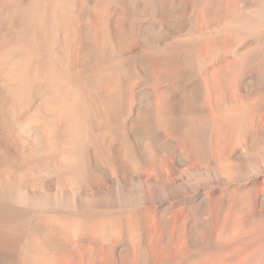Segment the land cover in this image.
I'll return each instance as SVG.
<instances>
[{"label":"bare ground","instance_id":"1","mask_svg":"<svg viewBox=\"0 0 264 264\" xmlns=\"http://www.w3.org/2000/svg\"><path fill=\"white\" fill-rule=\"evenodd\" d=\"M144 1L0 0V264H264V235L226 236L221 188L224 174L244 178L234 190L263 203L264 110H245L236 126L217 119L166 155L139 130L153 110L171 129L174 89L137 86L120 117L127 78L146 62L117 60L109 15ZM208 3L239 39L219 82L209 80L228 94L233 75L243 92L264 94V0ZM134 27L149 44L155 27ZM187 86L181 100L194 101ZM213 140L218 153L233 147L235 162L210 173ZM157 205L171 217L156 218Z\"/></svg>","mask_w":264,"mask_h":264},{"label":"rangeland","instance_id":"2","mask_svg":"<svg viewBox=\"0 0 264 264\" xmlns=\"http://www.w3.org/2000/svg\"><path fill=\"white\" fill-rule=\"evenodd\" d=\"M142 4L143 6L139 8L142 10L139 12L138 9L140 16L138 12H135L136 9L132 8L131 11V4H129V2H127L125 6L124 4L122 6V4L116 3L114 6H120L117 7V9H120H118V11L116 8L114 9V7H112L109 20L111 25L114 26H112V28L118 33L120 32L115 40V45H117L115 49L120 55L116 56L117 60L139 58L144 63L146 62V64H144V69L134 64L132 73L127 78L126 109L122 111L120 117L122 119L128 117L132 104V96L135 91L134 88H137V86L142 88L147 87L149 89L152 88V90L157 86L161 87V89L170 88L172 91L174 89L172 98L175 97V99H173L174 101L172 100V104L176 101L174 103V105H176H172L173 110L168 114L166 122L171 129L166 131V125L163 124L164 122L161 123L162 117L160 116L158 119V112L153 110L148 113L149 122L147 126L145 125L146 127H142L139 130V133L148 139V142L149 140L152 142L154 148H159L162 154L166 155L168 153L166 150L169 151L171 145V147L177 146V141L182 137L189 140L192 139L191 136H193V134L197 135L198 132L202 130L206 133H210L212 130L214 131V124L211 123H215L218 121L217 119L223 118L222 121H225L224 123H226V121L229 124L233 122L232 124L236 126L244 120L243 115L247 114L245 110L248 111L250 108L254 107L264 110V94H256L251 89L244 90V92L243 89H241V91V87L235 83L233 75L230 80L231 82L233 80L235 84L233 83L231 88L227 89L229 90V95L226 93V90L220 87L222 91L224 90L223 92L226 94L227 98L229 97V100L224 99L226 98L225 94L223 93L225 97L221 95L222 91L220 90V93L217 85H214L216 81L219 82L216 78H219L218 75L221 76L220 71L225 61H234L236 56L233 54L232 57V49L239 42L237 35L231 28V19L226 17L227 14H220V12L211 14L212 11H209L211 6H209L208 0H146ZM133 9L135 11H133ZM141 22H144L146 27L151 24L156 29L152 34V40L149 44L140 43V37L135 29L136 27H134L135 24ZM170 26H172V28ZM123 28L125 29L123 30ZM121 33H123V35ZM218 46L221 48L217 49ZM229 50L231 55L228 53ZM169 75L170 77H168ZM214 76H217L214 79L215 82L211 81ZM172 78L173 80H171ZM209 78L211 80H209ZM165 79L168 84L166 82L164 84ZM179 80L181 81L179 82ZM212 83L218 89L214 88L213 85H211ZM187 85L190 86V89ZM186 86L189 92L192 94L196 93L193 95L195 102L191 101L192 104L189 100L183 101V98L181 100L179 92ZM179 88L181 89L180 91ZM211 88L212 91L210 90ZM216 90L218 92H216ZM200 93H202V97ZM215 93H217V97ZM241 93H243V95ZM213 94H215L216 98ZM218 96H220V98ZM195 98H197V100ZM205 99L207 101H205ZM200 100L202 102L205 101V103L203 102L202 105H199L201 104L199 103L201 102ZM177 106L180 109L174 108ZM181 106L183 107L181 108ZM198 106H201V108ZM227 108L229 110H227ZM228 113H232V116L230 117ZM160 123L163 126L160 125ZM173 125L176 127L175 131L172 129ZM209 129L210 131H208ZM156 131L160 133V136L162 135V138L156 134ZM171 140L174 141L172 142ZM215 143L216 141L213 140L211 151L209 153L206 151V154L210 158L212 157V160L207 162L208 165L206 164L205 166L206 170L210 173L213 169H221V167L225 170L231 163L235 162L233 160V154L232 158H229L230 160L228 159V157H230L229 155H231L230 153H233V147H231V151L229 150L230 152L226 150L227 152L218 153L214 149L216 148ZM260 143L262 145H260ZM258 146L264 148L263 142H258ZM149 150V147L145 148L147 155ZM143 153H145L144 150ZM156 153L157 156L162 155L159 151ZM235 157H239L238 153L235 154ZM226 178L228 177L224 174V182H226H223V186L221 185V188L224 189L223 220L226 224V236L229 237L230 235L243 233H248V236L264 235V181L261 180L258 187V193H260L263 203L257 204V207H253L254 202L247 197L246 193L242 194L241 190H238L239 192L234 190L245 183L244 178L235 179L232 180V182L230 179ZM159 207L158 205L156 207V218L171 217L172 214L170 212L165 214L164 210Z\"/></svg>","mask_w":264,"mask_h":264}]
</instances>
